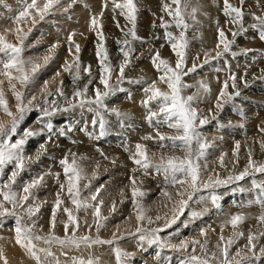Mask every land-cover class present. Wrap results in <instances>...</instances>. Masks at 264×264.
I'll list each match as a JSON object with an SVG mask.
<instances>
[{
	"label": "rangeland",
	"instance_id": "obj_1",
	"mask_svg": "<svg viewBox=\"0 0 264 264\" xmlns=\"http://www.w3.org/2000/svg\"><path fill=\"white\" fill-rule=\"evenodd\" d=\"M5 1L0 0V34H4L5 29L14 30L18 26L14 22V17L18 15L25 3V0ZM201 1L190 0V6L185 13V22L189 25L188 30L185 32V37L188 41L185 70L191 69L194 63L197 67L195 71H187V74L183 77L184 83L191 86L183 90V95L197 93L200 82H204L211 89L209 93H204L200 90L199 99L195 104L200 113L209 118V122L200 128L204 138L210 144L205 160L201 161L202 165L207 163V168L202 170L201 179L207 180L209 176L214 177L219 174L220 179L227 180L230 175H238L247 164L238 171L237 168H240L241 159L239 157L238 162H235L236 158L233 157L236 143L240 144L238 154L246 155L243 160L246 161L249 149L257 147L256 142L264 137V133L259 130L264 128V68L260 62L253 65V62L257 60L256 57L264 54V40L260 39L258 29L251 27L252 24L256 23L253 18L254 15H264V0H243V4H241V0L239 4L230 0L232 5L242 8L244 12L243 26L246 31L240 32L233 38L232 32L238 31L240 26L233 25L234 28L232 26L229 30L223 27L224 23L222 22L220 24L221 28L225 30L229 40L234 39V43L229 53H225L217 59H213V57L216 56L217 51H222V46L220 49L216 48L218 31L215 27H210L208 35H205V32L202 31L206 26L203 22H200L201 19L197 15L198 7L205 0ZM26 2L30 3L31 0H26ZM118 2H122V0H118ZM135 2L139 8L137 34L142 38L139 40H132L130 36H125L124 33L127 32L131 25L120 15L119 9L113 10L112 0H76L75 3H71V0H61V5L57 6L44 21H40L39 17L36 16L34 25L31 18H27L19 24V27L24 32H28L29 28L32 29L25 41L24 59L37 60L38 57L45 55L53 57L47 65L43 64L42 59L37 60L41 64V68L27 86L22 87L17 84V90L24 93L25 106L29 110L25 112L23 119L20 121L17 133L12 138L13 142L22 138L24 131L28 129L35 131L37 135L25 138L24 155L32 157V159L25 161V170L17 177V185L19 187L16 185L13 187L20 194H23L21 189L24 183L30 182L38 176H44L41 185L31 190L37 197L38 202H44L38 214V227L34 231L41 236L48 234L49 220L56 193L60 187L55 174L59 173L60 182L65 184V190L61 194L64 204L57 210L55 235L60 237L65 235L64 226L61 222L67 221V215L63 212V208L68 207L78 216L80 228L77 236L90 235L93 238L99 236L102 240H111L113 233L123 236V239H120L114 245H94L92 248L82 246L79 250L61 249L59 245L53 244L49 246L42 241H36L38 248L50 247L54 254L52 257H45L41 254L42 261L47 260L45 264H55L56 260L59 261V264H71L70 257L93 258L98 264H116L113 252L115 247H120L124 252L130 254L127 264H154V260L157 258L155 251L158 246L150 245L146 241L141 243L138 235H130V233H135L137 227L146 230L143 225L147 222V220H144L138 223L136 220V209L132 203V177L136 179L135 186L144 193L143 196L137 197L136 202L143 208L146 217L155 219L157 216L162 217L169 211L167 215L170 218L169 215L173 209L178 208L180 197L176 195V192L180 186H171L165 181L162 174L156 173L152 168H149L147 174H145V170L139 168L129 158L130 153L135 152L136 144L144 145L150 155L151 153H156V159H158L161 152L172 154L167 148H159L157 144L158 138L156 137L157 128L154 126L155 121L150 124L146 119L148 113L137 112L138 109L136 108L138 107H131L129 103L134 101L135 96H138L139 92L145 95L143 88L147 87L152 81H158V77L163 74L157 71L152 64L151 58L155 52H159L162 58L167 59L172 67H175L177 59L169 41L164 37L165 30L158 26L161 22V17L167 22L172 21V17L163 11L162 6L166 0H135ZM70 3L71 6L69 7ZM185 3H189V0H181L182 7ZM7 4H9L10 10H5L7 9L5 7ZM105 4L107 7H104ZM218 4H223L224 6L223 0L218 1ZM172 7L174 8L175 6L173 5ZM193 7L197 9L195 21L188 14L191 13ZM65 8H67V11H65ZM101 13H103L102 16ZM201 13L206 17L209 16L207 11H201ZM93 16L102 25L105 37L104 47L108 52V62L111 63L113 68L110 84L118 89L105 102L108 110L103 112V130L105 131L103 135L90 134L89 129L79 123L82 117H87L88 119L91 118V127L92 125H99L97 121H99L100 117L89 111L87 107L84 109L76 107L68 111H58L52 116H45L42 111V108L45 107V100L55 101L56 105L61 108L67 107L64 97L56 94L60 81H63L65 96L72 99L74 89L82 87L89 80V77L81 72V79L73 85L72 76L69 72L64 71L65 61L72 62L73 57L76 55L74 48L72 49V54H69L70 46L67 37L71 33H75L73 36L74 43L80 45L79 60L81 67L91 65L92 79L88 86V95L94 96L96 88L104 89V86L99 83L100 70L96 56L97 31L99 29L96 31L90 29V21ZM201 18L205 19L203 15ZM117 23L120 27H117ZM154 23L157 27H153ZM168 31H171L175 37L179 38L181 29H177L173 24ZM39 36H41L39 41L42 44L38 43L37 38ZM6 39L10 43H17L14 31L8 32ZM125 39L131 42V60L124 69L125 80L118 84L116 78L119 75V65L123 61L120 42ZM41 40L47 41L51 45L48 46V43L44 45ZM52 42L58 43L59 46L54 52L49 53L47 50L53 45ZM205 54H208L207 63H205ZM0 57H2V54H0ZM235 63L237 67L232 69ZM250 64H252V69L248 67V70L245 69V72L242 73L241 69ZM58 72L60 73L59 76L56 75ZM231 75L237 77L236 86L241 95L231 102L223 103L222 109L217 108V97L226 80L229 84L227 92L233 93L236 90L231 86L232 81L229 79ZM0 79H3V77H0ZM245 82H247V87H245ZM45 83L48 86L47 92H52L53 95L49 96L44 91ZM158 86L162 90L168 91L166 85L158 83ZM119 89H122V91ZM3 90L11 111L15 113L16 101L9 90L7 81L3 85ZM144 95L142 96L144 97ZM33 96L36 99L31 104H28L27 101ZM151 104L153 108L156 107L155 102H151ZM54 106L52 104L47 105L49 108ZM112 109L118 110L121 115L117 116L115 112L111 111ZM145 110L147 112V109ZM17 115L19 114L17 113ZM0 120L6 124L10 123V118L5 116L2 111H0ZM123 121L133 127V129L125 130L128 132L126 137L114 138V141H122L121 143L111 140L110 142L108 140L110 137L108 132H116L119 129L118 125H124L122 124ZM86 122L90 121L86 120ZM49 124L51 129L47 127ZM159 131L165 135H175V132L167 126H160ZM149 136L154 139H144V137ZM49 137H51V140L48 139ZM41 144L45 146L46 151H42L39 160H36L35 157ZM94 146H98V148ZM257 152H252V158L262 155L264 150L261 147H257ZM73 154L76 157V166L82 169V175L85 177L79 181V185H88L87 188H81L82 198H86L89 203L95 204L96 202L91 200V194L98 190L97 200H103L104 202L101 207V215L108 217V219L101 221L104 227L100 228L99 231L94 226L92 208H89L86 214L83 210L76 212L75 206L68 199L67 182L60 161L67 157L69 163H71ZM175 154L183 155L179 151ZM223 154L226 155H224V166L221 167L220 157ZM227 154L231 157L230 165L232 167L230 170H235L232 173L226 170L227 163L225 161L226 157H228ZM11 167V165L7 166V173H10ZM220 170L225 172V177L221 175ZM46 173L51 174L46 175ZM254 178L257 183L264 184V174H256ZM252 179V177H246L242 181H234L226 185L202 189L197 192L193 200L189 201L183 214L178 215L176 222L159 233L164 240L170 241L172 244L179 245L181 241L188 242V250L186 252L174 251L171 248H159L162 254L170 258L167 264H181L182 260L191 255L199 256L201 260L207 259L209 264H220L223 259L221 248L230 238L235 240V243L229 249L230 256H235V253L241 250L242 255L247 254L251 257V253H248L246 248L249 234H254L258 237L254 241L257 244V249L260 246H264V235H260V233H264V223L258 220L259 216L254 222L249 223L251 225L243 222L236 229L229 223L233 216L242 215L244 218L248 216L246 212H243L244 209H241L240 212L237 211L238 202L245 200L248 194L254 192L261 195L260 189L253 186ZM245 183L249 185L246 186L244 185ZM165 191L171 194L172 199L163 195ZM121 193H123V196ZM213 198H215V201H213ZM2 200L3 197H0V201ZM122 200L123 202H121ZM113 201H115L116 205L115 212L111 211ZM225 201H228V203L225 204ZM5 207L11 208L6 203ZM223 207H226L225 210L227 211L224 215L220 212ZM16 211L18 214H23V209L18 208ZM193 212L196 215H193ZM223 216L228 218L227 224L223 222ZM25 220H27V217H25ZM85 221H87V224H85ZM157 223L160 226L155 225L150 229L163 228L165 221L159 219ZM14 227V217H0V250H3L8 264H29L24 255H30L15 243ZM71 231L72 226L70 225L69 234H71ZM202 231L206 234L201 235ZM240 231L244 235L236 236L235 233ZM221 236L224 238L223 242L221 241ZM193 241H200L205 246V251L201 250L200 244H193ZM104 248L108 251L110 250L109 252L112 253L113 257L112 260L105 258L106 260L102 263L103 261L99 254L103 252L101 250ZM193 248L196 249L195 252L192 251ZM64 253H67V255ZM213 254H215V259L212 258ZM236 260H240V257H236ZM162 261H165V258ZM162 261L157 264L160 262V264H164ZM0 264H3L2 260H0ZM233 264H236V262L233 261ZM248 264H264V255H260L257 252L255 259H251Z\"/></svg>",
	"mask_w": 264,
	"mask_h": 264
},
{
	"label": "snow or ice",
	"instance_id": "obj_2",
	"mask_svg": "<svg viewBox=\"0 0 264 264\" xmlns=\"http://www.w3.org/2000/svg\"><path fill=\"white\" fill-rule=\"evenodd\" d=\"M76 0H71V3H75ZM224 2V14L229 18V22L234 25H239L238 31L232 32L233 38H235L240 32L246 31L243 26L244 21V12L242 8L236 7L230 3V0H223ZM71 3L68 5L71 6ZM113 10H120V15L125 18L127 23L131 25L125 32V36H130L132 40L142 39L137 34V19L139 8L135 0H112ZM243 4V0H241ZM61 5V0H31L30 3H27L25 0L24 7L19 11L18 15L14 17V22L18 25L14 30L5 29L4 34H0V111L3 114L10 118V123L6 124L4 121L0 120V197H3V200L0 201V217L12 216L15 218V243L23 250H25L35 261L36 264H43L41 260V254L45 257H52L54 254L49 248H38L36 241H42L46 245H59L61 249H77L79 250L82 246L85 248H92L94 245H114L118 243L120 239H123V236H118L116 233H113L111 240H102L99 236L93 238L90 235L77 236V232L80 228L78 216L73 212L72 209L68 207L63 208V212L67 215V221H62L64 226V237L55 235V227L57 222V210L60 209L61 205L64 204V200L61 197V194L65 190V184L60 182V174L56 173L55 178L57 183H59V191L56 193V199L54 201V206L51 213V218L49 220V231L47 235L41 236L38 235L34 230L37 229L39 220L38 214L42 203L38 202L37 197L32 193V189L41 185L44 180V176H38L32 179L30 182L24 183L21 191L23 194H20L13 186L17 185V177L21 172L25 170V161L31 160L32 157H27L24 155V145L28 137H33L37 133L31 129L25 130L23 137L16 139L13 142V137L17 133V128L20 121L23 119L24 114L29 109L25 106V96L24 93L17 90V84L22 87L27 86L34 75L41 68V64L37 60L42 59L43 64L47 65L51 60V55H45L43 57H38L37 60L33 59H24L23 53L25 50V41L27 40L28 34L32 31L31 28L28 29V32H24L19 24L21 21L26 20L27 18L32 19L33 25L36 23L35 17L38 16L40 21H44L45 18L50 15L53 10ZM175 6L174 8L172 6ZM190 6L189 3H185L183 7L181 6V0H166L163 4V11L170 17H172L171 22H167L160 18V28L164 29V37L169 41L170 47L176 56L175 67H172L167 59L161 57L159 52H155L152 56V64L157 69V71L162 72L163 74L158 77V81L150 82L147 87L143 88L146 98L143 100V105L147 109V121L152 124L155 121V127L157 128L156 137L158 138L157 144L159 148H167L172 154L161 152L158 159H156L157 154L148 153V150L142 144L135 145V152L130 153V159L136 164L139 168L147 170L152 168L158 174H162L165 178V181L171 186L175 187L180 186L176 195L180 197L178 201V208L173 209V217L168 220L165 219V224L163 228L149 229L144 230L140 227H137L135 233H130V235H138V239L141 243L147 242L150 245H156L159 248H171L174 251H187L188 242L181 241L179 245L172 244L170 241L164 240L159 233L163 232L165 228L171 227L172 224L176 222L179 214H183L185 208L188 206L189 201H192L195 194L200 192L202 189L214 188L216 186L226 185L234 181H242L246 177H252V184L254 187L259 188L261 191V196L264 197V184H259L255 180L256 174H264V163L256 162L252 158V151H248L247 164L243 171L238 175H230L227 180L220 179L219 174L216 176H209L207 180L201 179V173L204 168H207V163L201 164L202 160H205L207 155V150L210 147V144L204 138L200 128L206 125L209 122V118L200 113L199 109L195 106L199 99V91L202 90L204 93H209L211 89L204 82H200L198 86V92L193 95H183V90L187 85L183 81V77L187 74V71H195L197 65L194 63L191 69H186V49L188 47V41L185 37V32L188 30L189 25L185 22V13L187 8ZM7 7V5H5ZM104 7H107L105 4ZM67 11V8H65ZM34 13V14H33ZM197 9L192 8L191 13H188L192 19L195 21ZM103 13H101V16ZM254 20L256 23L252 24L253 29H258L260 39L264 40V15H254ZM198 22V21H197ZM175 25L177 29H181L179 38L175 37L171 31H168L172 25ZM117 27L120 25L117 23ZM153 27H157L155 23ZM90 29L98 30L97 31V50L96 56L98 59L100 77L99 83L104 86V89L99 88L95 89L94 96L88 95V86L91 83L92 72L91 65L81 67V62L79 60L80 45L75 44L73 41V36L75 33L69 34L67 37L69 43V54H72V49H75L76 55L73 57L72 62L65 61L64 71L69 72L72 76V83L75 85L81 79V72L89 77L88 82H86L82 87H76L72 94V99H69L65 96L63 91V81H60V85L56 89V94L61 97H64L66 108H61L56 105L55 101L45 100V107L42 108V111L45 116H52L58 111H68L79 107L84 109L88 108L89 111L94 112L98 117H100L98 123L101 128V135H103V112L108 110L106 105V100L113 95L118 89L110 84L112 79L113 68L109 61L107 49L104 47V34L102 31V25L99 24V21L95 16L91 18ZM123 30V29H122ZM14 31L16 35L17 43H10L6 39V34L8 32ZM218 31V43L216 45L217 49H220L222 46V51H217L216 56L213 59L219 58L225 53H229L231 46L234 43L233 40H229L225 30L222 28L217 29ZM159 38V37H154ZM121 48L120 51L123 53V61L119 65V75L116 78L117 83H122L125 80L124 69L127 64L130 63L131 57L130 53L132 51L130 47V41L125 39L120 42ZM57 44H53L47 51L49 53L54 52L58 47ZM198 59V58H197ZM208 62V54H205V63ZM74 66V71H73ZM16 73V75H14ZM57 76L60 73H56ZM229 79L232 81V88L236 89L233 93L227 92L229 87L228 81L224 82L222 89L217 97L216 107L222 109L223 103L231 102L236 97L241 95L240 91L236 86L235 75H231ZM7 81L9 90L11 91L15 101H16V112L13 113L9 107L6 94L3 90V85ZM139 82V81H138ZM159 84L166 85L168 91L162 90ZM247 82H245V87H247ZM47 83H45L44 91L47 92ZM122 91V89H119ZM47 95H53L52 92H47ZM226 97V99H225ZM36 97L33 96L30 100L27 101L28 104H31ZM76 101V102H74ZM151 102H155L156 107L153 108ZM52 104L54 107H47V105ZM95 106V107H93ZM111 111L115 112L117 116L121 113L112 109ZM17 113L19 115H17ZM241 115H243L241 113ZM215 118V117H213ZM160 126H167L169 129L175 132V135H165L159 131ZM51 129V125H47ZM264 133V128L259 129ZM51 140V137L48 138ZM144 139H154L153 137H144ZM260 147L264 150V141L260 143ZM240 149V144L237 142L235 145V150L233 151V157L236 158L237 162L239 159L238 153ZM42 151H46L45 146L41 144L39 150L37 151L36 160H39ZM179 151L183 155H176L175 153ZM224 155H221L220 162L221 167L224 166ZM155 161V162H154ZM61 166L65 174L67 182V194L69 201L75 206L76 212L83 210L85 214L89 208L93 210L94 217V226L97 231L100 228L104 227V224L101 222L106 221L108 217L101 215V207L103 205V200H97L98 190L91 194V200L95 201V204L89 203L86 198L81 196V188H87L88 185H79V181L85 177L82 175V169H79L76 166V157L73 154L72 161L69 163L67 157L60 161ZM8 165H11L10 173L6 172ZM51 173H46L49 175ZM132 183V203L133 207L136 209V220L141 222L147 220L149 224L153 221L150 217L144 215L143 208L137 204V197L144 195L136 185L135 177L131 178ZM123 196V193H121ZM163 195L172 199L171 194L167 191ZM215 201V198H213ZM123 202V200L121 201ZM264 206V199L258 201ZM5 203L10 205L11 208L5 207ZM23 209V214H18L17 209ZM116 205L113 201L111 211L115 212ZM193 215H196L193 212ZM27 217V220H25ZM157 220L161 217L157 216ZM244 217L242 215H236L231 218L229 223L234 229L238 227L239 224L243 223ZM258 220L261 223H264V214L258 217ZM87 224V221H85ZM72 226L71 234H69V226ZM91 227V226H89ZM205 232H201V235H205ZM236 236H243L242 231L236 232ZM264 235V233H260ZM257 236L254 234H249L247 237V252L251 253V257L247 254L242 255L241 250H238L235 253V256L229 255L230 247L235 243L234 239H228L224 246L221 248V255L223 259L220 261V264H233V261L236 264H248L251 259H255L257 252L260 255H264V246H260L257 249V244L254 243L257 240ZM224 238L221 236V241L223 242ZM193 244H200L201 250L205 251V246L201 244L200 241H193ZM219 247V245H218ZM195 248L192 249L195 252ZM115 254L116 264H127L129 253L124 252L120 247L113 248ZM67 255V253H64ZM236 257H240V260H236ZM213 259H215V254H213ZM71 264H98V262L93 258L82 259L70 257ZM0 260L3 261V264H8V260L3 253V250H0ZM55 264H59V261L56 260ZM181 264H209V260H201L199 256L191 255L186 259L182 260Z\"/></svg>",
	"mask_w": 264,
	"mask_h": 264
},
{
	"label": "bare ground",
	"instance_id": "obj_3",
	"mask_svg": "<svg viewBox=\"0 0 264 264\" xmlns=\"http://www.w3.org/2000/svg\"><path fill=\"white\" fill-rule=\"evenodd\" d=\"M203 1V0H202ZM201 1V2H202ZM218 1H222V0H205L203 3H201V6L200 7H198V18H200L201 20H200V22H203L204 23V25L206 26L205 28H204V30H202V31H204L205 33V35L207 34L208 35V31H209V29H210V27H215V28H217L218 29V27L219 28H221V23L223 22L224 24H223V27L225 28H230V27H232L234 24H232V23H230L229 22V19H228V17H226L225 16V14H224V6H223V4L222 5H220V4H218ZM235 3H237V4H239V2H240V0H233ZM159 5V4H158ZM201 11H207L208 13H209V16H205L204 14H202L201 13ZM196 15V16H197ZM202 15L205 17V19H203V18H201L202 17ZM223 15H224V17H223ZM197 23V22H196ZM252 24V23H251ZM233 28H234V26H233ZM230 30V29H229ZM203 35V34H202ZM201 38H202V36H200ZM207 37V36H206ZM205 38V37H204ZM203 39V38H202ZM211 39V38H210ZM212 40V39H211ZM207 41V40H206ZM208 42H210V41H208ZM207 42V43H208ZM212 42V41H211ZM205 43V42H204ZM209 44H211V43H209ZM215 44V43H214ZM256 59L257 60H255L254 62H253V65H256V64H259L258 62H260V63H262V65H263V68H264V54H261L260 56H258V57H256ZM237 63V62H236ZM235 63V65H234V67L232 68V69H235L236 67H237V64ZM251 65L252 64H250L249 66L247 65V66H245V67H243L242 69H241V71H242V73H244L245 71V69H247L248 70V67H250L251 68ZM256 68V67H255ZM252 69V68H251ZM254 69V68H253ZM253 73V72H252ZM251 73V74H252ZM232 74V73H231ZM253 76V75H252ZM145 85V84H144ZM142 95H144L143 93H141V92H139V95L138 96H135V99H134V101H132V102H130L129 104H130V106L132 107V106H134V107H138V108H136V109H138V111L137 112H140V113H143V114H145V113H147L146 112V108L143 106V100L145 99V95H144V97L142 96ZM124 98V97H123ZM138 102V103H137ZM134 110V109H133ZM134 111H136V110H134ZM138 115V114H137ZM86 120H89L90 122H86ZM98 122V121H97ZM79 123L82 125V126H84L85 128H87V129H89V131H90V134L91 133H95V134H98L97 133V131H98V129H99V125L97 124L96 126L95 125H92V127H91V118L90 119H88L87 117H82L81 118V120L79 121ZM96 124V123H95ZM97 126H99V127H97ZM113 127V126H112ZM106 130V129H105ZM105 132V131H104ZM108 132V131H107ZM81 133H82V131H81ZM79 134V133H78ZM108 136V135H107ZM112 138V139H111ZM109 141L111 140V141H113V142H119V143H121L122 141H114V138L113 137H109V139H108ZM110 141V142H111ZM262 141H264V137L263 138H260L259 140H258V142H256V146L257 147H260V143L262 142ZM257 147H255V148H253V149H251V151L252 152H255V153H258L257 152ZM228 155V157H226V163H227V166H226V170L227 171H229L230 173H232L233 171H235V170H230V168L232 167V165H230L231 164V157H230V155L229 154H227ZM238 156L240 157V159H241V163H240V168H237L238 169V171L242 168V166H244L246 163H247V160L246 161H243L244 160V158H245V156L246 155H244V154H242V153H240V155L238 154ZM225 158V157H224ZM253 160L254 161H256V162H262V163H264V152L262 153V155H258V156H255V157H253ZM237 160H235V162H236ZM230 165V166H229ZM237 171V170H236ZM220 172H221V175L223 176V177H225V172H223L222 170H220ZM262 180V179H261ZM249 182V181H248ZM244 185H249L248 183H245ZM245 187V186H244ZM243 188V187H242ZM223 192V191H222ZM247 198L245 199V200H241V202H238L239 203V206H238V208L236 207V209H237V211L238 212H240L241 211V209H244V211L243 212H246L247 214H248V216H247V218H245L246 220H244L243 222L244 223H251V222H254V220L257 218V216H260V215H262V214H264V208H263V206L261 205V203H259L258 201L259 200H261V199H263V197L260 195V194H258V193H252V194H248L247 196H246ZM250 199H253L252 201H247V200H250ZM228 203V201H225V204H227ZM227 207V206H226ZM226 207H223L222 209H220L221 211V214L222 215H224V214H226ZM233 207V206H232ZM228 208V207H227ZM228 210V209H227ZM169 213V211H167L166 212V214H164V215H162V217H161V220H164L165 221V219H170L171 217H173V211L170 213V215H169V217L170 218H168V214ZM252 214H254V215H252ZM220 216V215H219ZM253 217V218H252ZM223 218V222H227L228 221V218L226 217V216H223L222 217ZM152 223L151 224H149L148 222H145L144 223V225H143V227L146 229V230H148V229H150V228H153V226H155V225H159L160 226V224H158L157 223V219L155 218V219H152ZM227 224V223H226ZM249 225H251V224H249ZM231 231V230H230ZM128 244V243H127ZM148 245V244H147ZM151 248V247H150ZM105 249V248H104ZM101 250V254H99L100 255V258L102 259V263H104V261L106 260L105 258H107V259H111L112 260V253H110L108 250ZM159 250V247H158V249H156V253H155V255L157 256V258L154 260L155 261V263L154 264H157L159 261H162L164 258H165V261H162V262H164V264H167V261H168V259H170L169 257H166L165 256V254H162L161 252H160V250ZM25 256V259L28 261V263L29 264H36V261L31 257V256H26V255H24ZM115 257V256H114ZM41 260H42V257H41ZM44 261V260H43ZM42 261V262H43ZM46 259H45V261H44V263L43 264H45L46 263ZM114 261V260H113ZM112 261V262H113ZM169 262V261H168ZM48 263V262H47ZM99 263H101V262H99ZM161 263V262H160ZM159 263V264H160ZM115 264V263H114Z\"/></svg>",
	"mask_w": 264,
	"mask_h": 264
},
{
	"label": "built area",
	"instance_id": "obj_4",
	"mask_svg": "<svg viewBox=\"0 0 264 264\" xmlns=\"http://www.w3.org/2000/svg\"><path fill=\"white\" fill-rule=\"evenodd\" d=\"M4 2H6L5 0H3ZM5 10H10V6H9V4H7V9H5ZM42 36V35H41ZM41 36H39L38 38H37V40L39 41V39H40V37ZM41 41H43V43H44V45H45V43H48L47 45L49 46V45H51V44H49V42H47V41H44V40H41ZM39 44H42V43H40V41L38 42ZM53 44H56L55 42H52ZM123 132V131H122ZM124 133V137H126L127 135H128V132L127 131H124L123 132ZM120 139V138H119ZM125 140H126V138H125ZM128 143H129V141H128ZM94 147H97L98 148V146H94ZM165 179V178H164Z\"/></svg>",
	"mask_w": 264,
	"mask_h": 264
}]
</instances>
